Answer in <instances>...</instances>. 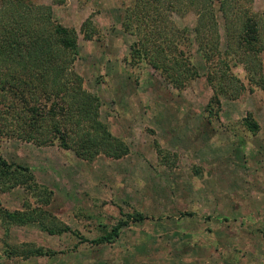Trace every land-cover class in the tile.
Listing matches in <instances>:
<instances>
[{
  "label": "rangeland",
  "instance_id": "374dc122",
  "mask_svg": "<svg viewBox=\"0 0 264 264\" xmlns=\"http://www.w3.org/2000/svg\"><path fill=\"white\" fill-rule=\"evenodd\" d=\"M30 1L50 5L55 20L74 27L73 68L129 149L85 160L56 143L0 136V154L31 168L51 192L39 206L66 227L0 222V264H264V48L253 59L259 76L240 61L230 66L244 85L237 96L229 95V82L220 92L218 56L207 60L194 45L189 56L198 74L176 87L130 56L134 34L121 19L131 0ZM244 6L259 14L264 0ZM166 16L180 27L194 20L191 10ZM217 21L222 46L218 14ZM33 191H0V206L21 209L26 198L36 200ZM134 212L145 218L128 221L110 240H91Z\"/></svg>",
  "mask_w": 264,
  "mask_h": 264
},
{
  "label": "trees",
  "instance_id": "16d2710c",
  "mask_svg": "<svg viewBox=\"0 0 264 264\" xmlns=\"http://www.w3.org/2000/svg\"><path fill=\"white\" fill-rule=\"evenodd\" d=\"M245 1L131 0L121 19L123 27L134 34L130 56L144 59L163 79L181 87L198 74L189 56L194 45L207 60L218 56L224 80L218 84L220 92L228 90L225 84L229 82V95L237 96L244 85L230 66L240 61L245 70L253 68L259 76L261 65L257 61L253 66V59L264 48V8L259 14L248 12ZM186 10L194 13L191 26H177L166 16L170 12L182 15ZM217 14L225 32L222 46ZM84 34L90 35L86 30ZM232 52L239 57L228 61ZM77 54L74 27L55 20L50 5L0 0V136L56 143L85 160L98 154L117 158L127 153V143L100 118L98 95L83 86L82 76L73 68ZM17 186L26 191L37 187L38 192L33 191L36 200L26 198L21 209L0 206L1 224H30L48 231L66 228L57 226L53 214L39 206L49 202L51 192L36 183L31 168L0 154V191ZM143 218L140 212L125 213L91 240H110L122 225ZM39 252V248L28 250Z\"/></svg>",
  "mask_w": 264,
  "mask_h": 264
}]
</instances>
